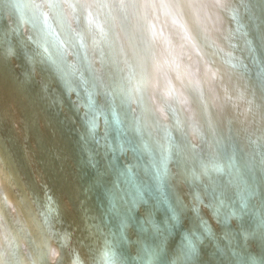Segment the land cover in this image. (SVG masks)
<instances>
[{
    "label": "bare ground",
    "instance_id": "1",
    "mask_svg": "<svg viewBox=\"0 0 264 264\" xmlns=\"http://www.w3.org/2000/svg\"><path fill=\"white\" fill-rule=\"evenodd\" d=\"M262 70L264 0H0V264H264V234L207 205L251 187L264 212ZM164 155L184 215L159 234L160 201L133 202Z\"/></svg>",
    "mask_w": 264,
    "mask_h": 264
},
{
    "label": "snow or ice",
    "instance_id": "2",
    "mask_svg": "<svg viewBox=\"0 0 264 264\" xmlns=\"http://www.w3.org/2000/svg\"><path fill=\"white\" fill-rule=\"evenodd\" d=\"M261 77L264 78V70L260 73ZM71 85H69L70 87ZM79 86V84H77ZM85 129L89 135L93 136V143L96 145L94 149V155L92 157V164L98 170H107L109 165H111V152L108 147L107 137H102L101 139H96V129L98 127L97 117L94 110H90L89 113L85 114ZM129 150V145L124 143L120 145V151L127 152ZM105 153L108 154V158L105 159ZM170 159L169 155H164L162 159L156 164V171L153 172L149 183L143 186L138 193L135 194V200L133 202V207L144 206L148 201L152 200L154 197L158 199L161 205L165 208L167 213L168 225L166 226L159 219H154L148 216L144 219V226L148 228L149 231L156 232L159 234H167L168 227L176 229L177 225L182 223L183 211L182 205L172 199L167 190V180L165 172L167 169V162ZM114 167V165H113ZM197 177H193V182H196ZM221 198L217 200V203L222 209H224L223 216L220 218V222L225 227L231 226V221L234 219L241 220L243 227L240 231L236 233L237 241L247 239L249 236L254 234V229L258 230L261 234H264V212L261 213L259 220L252 218V213L250 211L252 207V200L255 197V189L249 188L245 193L236 201L235 204L230 203L224 198V193L221 191ZM214 193V199H215ZM138 215V214H137ZM247 216L248 220L244 217ZM133 217L128 215L127 212L123 213L120 218V227L127 228L129 224L132 223ZM138 222V221H137ZM200 237L204 239L209 238V232L207 227L199 230ZM231 239V237H230ZM199 243V238L193 234L185 238V250L189 255L194 256L196 254V247ZM221 243H224L223 241ZM234 247L232 244H224V248L228 249Z\"/></svg>",
    "mask_w": 264,
    "mask_h": 264
},
{
    "label": "water",
    "instance_id": "3",
    "mask_svg": "<svg viewBox=\"0 0 264 264\" xmlns=\"http://www.w3.org/2000/svg\"><path fill=\"white\" fill-rule=\"evenodd\" d=\"M12 42V43H10ZM8 43H10V45L8 46L9 51L11 52L15 47H17V43H14L13 41H9ZM17 51V50H16ZM18 52V51H17ZM15 52V53H17ZM12 54H15L14 52H11ZM19 53L16 54V57L18 56ZM32 81V80H31ZM207 205H209L212 208H217V202L215 199L211 200L209 203H207ZM248 220V219H247ZM241 227H243V224H241V222L238 221V224L236 226V230H240Z\"/></svg>",
    "mask_w": 264,
    "mask_h": 264
}]
</instances>
